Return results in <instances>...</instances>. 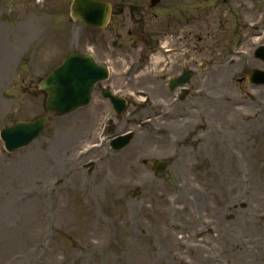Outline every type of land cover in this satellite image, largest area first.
Returning <instances> with one entry per match:
<instances>
[{
	"label": "rangeland",
	"instance_id": "374dc122",
	"mask_svg": "<svg viewBox=\"0 0 264 264\" xmlns=\"http://www.w3.org/2000/svg\"><path fill=\"white\" fill-rule=\"evenodd\" d=\"M174 2V9L166 0L146 12L135 27L150 32L143 30L144 36L134 39L129 15L124 24L95 30L73 21L72 0H0V67L12 61L8 78L5 73L0 77V130L44 113L38 81L73 49L92 51L101 64L112 66L115 85L138 103L146 93L164 101L170 76L185 64L223 56L239 36L245 37L241 48L246 52L221 68L234 78L215 87L218 73L211 84L206 77L199 98L196 74L190 95L179 103L192 113L194 103L201 102L202 114L193 120V134L180 137L176 153L150 135L141 134L143 149L138 145L136 128L155 108L153 101L131 105L107 122L103 138L133 127L135 148L117 154L104 141L106 146L87 151L109 112L98 89L91 107L54 116L29 146L8 153L0 139V264H264V108L259 106L264 87L246 82L249 68H264L254 55L264 37L257 41L251 35L252 24L264 26V0ZM186 13L193 23L167 35L174 16ZM112 32L133 49L131 54L114 53ZM157 39L179 44L185 53H177L170 65L160 64L159 76L148 72L151 81L146 75L124 81L127 63ZM244 98L245 105L234 104ZM243 113L246 121L240 120ZM159 121L149 125L152 130L163 126ZM191 137L194 142L188 143ZM159 158L170 164L156 174L153 164ZM89 161L94 165L86 169ZM22 198L27 204L12 217L1 214Z\"/></svg>",
	"mask_w": 264,
	"mask_h": 264
},
{
	"label": "water",
	"instance_id": "95a60500",
	"mask_svg": "<svg viewBox=\"0 0 264 264\" xmlns=\"http://www.w3.org/2000/svg\"><path fill=\"white\" fill-rule=\"evenodd\" d=\"M72 8L73 15L88 24H105L109 17V5L99 0H75ZM101 69L89 56L72 53L69 59L41 81V88L47 92V109H70L85 101L92 89L89 82L103 76ZM47 122L46 117L30 123L20 122L3 130L2 137L8 146H20L33 139Z\"/></svg>",
	"mask_w": 264,
	"mask_h": 264
},
{
	"label": "bare ground",
	"instance_id": "6f19581e",
	"mask_svg": "<svg viewBox=\"0 0 264 264\" xmlns=\"http://www.w3.org/2000/svg\"><path fill=\"white\" fill-rule=\"evenodd\" d=\"M254 40H257V38H255ZM156 59V61L158 62V61H160V58L159 57H157V58H155ZM159 63V62H158ZM235 72L237 71V70H234ZM228 77H233V75H232V72L231 71H228V70H225L223 73H221L219 76H218V82H216V83H214V85L215 86H218V85H220L221 83H225L227 80L226 79H228ZM163 115H166L167 113L166 112H164V113H162ZM161 123H163V122H161ZM193 126V125H192ZM190 127V129H188V135H190V134H192V129H193V127ZM196 140L198 139V138H195ZM143 142H144V138H140V141H138V145H140L141 146V149H143ZM136 147V145L133 147V148H135ZM132 148V149H133ZM142 151H145V148H144V150H142ZM136 158H137V156H136ZM115 161V160H114ZM134 164V162L131 164V165H133ZM112 165V164H111ZM137 167H138V165H137ZM27 204V201H26V199L25 198H22V200L20 201V203H18L17 205H11L9 208H6V209H4L3 208V210H2V215H4V216H6L7 218H9V217H12L13 216V212H15L16 213V211H19V209H20V207L23 205V207H24V204ZM206 231V229H204L203 228V230L202 231H200V234H202L203 232H205ZM173 238H175L177 241H178V237L176 236V235H174V234H172L171 235ZM230 239H228V238H226L225 239V241L224 242H228ZM182 240H179V243H182L181 242ZM172 243V242H171ZM165 244V243H164ZM173 244V243H172ZM229 244H233V241H231ZM166 245V244H165ZM228 249H229V247H228ZM246 250V249H245ZM140 260H142V258L140 259ZM139 260V261H140ZM210 260H212V259H210Z\"/></svg>",
	"mask_w": 264,
	"mask_h": 264
}]
</instances>
